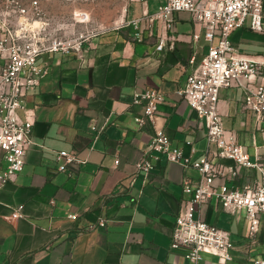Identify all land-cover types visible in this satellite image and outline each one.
Here are the masks:
<instances>
[{
  "label": "crops",
  "instance_id": "1",
  "mask_svg": "<svg viewBox=\"0 0 264 264\" xmlns=\"http://www.w3.org/2000/svg\"><path fill=\"white\" fill-rule=\"evenodd\" d=\"M158 3L129 0L123 24L92 39L81 56L52 53L40 59L48 63V74L26 98L34 114V144L24 170L0 189V264H191L187 249L170 246L187 198L183 182H197L198 172L156 153L159 160L151 159L149 174L139 164L159 130L193 160L206 152L205 124L179 91L193 69L190 58L195 55L198 64L207 45L203 39L193 41L195 27L186 12L177 14L170 30L158 24L142 41L135 40L126 22L153 12ZM42 6L47 8V2ZM159 36L168 38L163 52L156 50ZM231 40L241 54L264 61V27L237 29ZM254 80L264 83V74ZM148 89L164 93L165 102L154 124L140 129L134 118L143 107L133 103V95ZM244 100L242 88H224L219 111L225 129L236 134L255 160L264 154V131ZM93 123L100 133L91 129ZM59 151L85 163L71 166V174L61 172ZM221 163L217 185L242 189L262 181L257 170L233 173L232 162ZM18 209L22 217L6 219ZM196 216L230 232L231 264L264 260V232L251 237L243 211L231 214L211 199ZM101 220L104 227L98 226ZM203 264H218V259L204 255Z\"/></svg>",
  "mask_w": 264,
  "mask_h": 264
},
{
  "label": "built area",
  "instance_id": "2",
  "mask_svg": "<svg viewBox=\"0 0 264 264\" xmlns=\"http://www.w3.org/2000/svg\"><path fill=\"white\" fill-rule=\"evenodd\" d=\"M44 1L0 0V189L24 170L28 150L34 144V114L27 109L26 98L48 74V63L41 64L40 59L52 53L81 56L90 41L42 43L41 26L37 24L44 17ZM137 1L145 4L149 0ZM182 12L189 13L194 24L193 41L203 39L207 45L198 64L195 55L190 58L193 69L179 94L203 120L208 148L200 158L193 160L182 148L172 144L165 131L159 130L153 134L139 168L149 174L154 168L151 159L159 160L153 155L156 153L198 172L197 182L188 179L183 182L187 198L176 218L170 248L187 249L185 257L191 264H203L204 255L217 257L218 264H231L234 244L230 232L196 214L203 204L216 199L222 209L231 214L245 213L251 237L260 230L264 232V154H258L252 160L236 134L225 129L219 111L221 90L240 87L245 92V108L256 116L264 131V83L254 80L264 74V61L241 54L231 40V34L240 28L263 30L264 0H163L156 11L146 12L125 25L133 28L135 40L142 41L144 33H153L158 24L170 30L177 14ZM77 17L84 22L88 14L80 12ZM167 45L168 38L159 36L156 50L163 52ZM164 102V93L157 89L135 92L133 103L143 107V113L134 118L137 127L153 125L159 105ZM20 111L24 112V117ZM91 129L101 132L96 123ZM57 160L62 161L58 170L70 174L71 166L85 163L67 151L57 152ZM223 161L233 163V167H229L233 173L238 168L259 171L262 181L242 189L225 183L217 185L218 174L224 170ZM20 217L18 209L6 219ZM71 218L74 220L77 216ZM98 226L104 227L105 221L101 220ZM93 228L95 226H90ZM253 264H264V260H255Z\"/></svg>",
  "mask_w": 264,
  "mask_h": 264
},
{
  "label": "rangeland",
  "instance_id": "3",
  "mask_svg": "<svg viewBox=\"0 0 264 264\" xmlns=\"http://www.w3.org/2000/svg\"><path fill=\"white\" fill-rule=\"evenodd\" d=\"M128 1L46 0L47 8H44V17L37 24L41 26V42L48 45L55 40H63L75 44L80 40L91 41L109 31H114L124 22L122 17ZM157 1L158 8L163 0ZM80 12L88 14V19L84 22L79 21L77 17Z\"/></svg>",
  "mask_w": 264,
  "mask_h": 264
}]
</instances>
